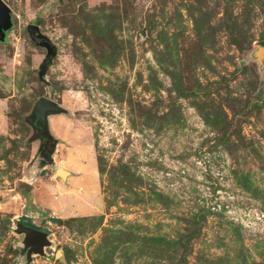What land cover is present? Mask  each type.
Wrapping results in <instances>:
<instances>
[{
  "label": "rangeland",
  "instance_id": "374dc122",
  "mask_svg": "<svg viewBox=\"0 0 264 264\" xmlns=\"http://www.w3.org/2000/svg\"><path fill=\"white\" fill-rule=\"evenodd\" d=\"M5 1L0 264H28L23 216L52 241L30 264H264V0ZM51 93L44 162L26 117Z\"/></svg>",
  "mask_w": 264,
  "mask_h": 264
},
{
  "label": "water",
  "instance_id": "95a60500",
  "mask_svg": "<svg viewBox=\"0 0 264 264\" xmlns=\"http://www.w3.org/2000/svg\"><path fill=\"white\" fill-rule=\"evenodd\" d=\"M13 26V11L5 0H0V42H6L8 34L12 30ZM27 28L29 30L31 39L35 43L42 45L48 50L46 58L39 71L40 78L42 80H46L48 62L53 61L57 54L55 44L52 42L49 36L45 35L41 31L38 24L30 23L28 24ZM252 54L254 60L259 63L261 68H264V46H257ZM53 96L54 94L51 93L50 97H41L36 102L32 113L26 117V120L30 123H35V121L38 119L39 123H47L49 122L50 116L66 113V109L55 99H53ZM70 175L71 172L63 166L59 167L56 172V176H59L64 180H67ZM21 186L26 192H30L33 189V185L29 182L23 181ZM14 230L19 234H24V248L22 249V253L25 252V248H27V246L30 247L27 253L28 264H30L33 260L34 254L46 255L45 247L52 245V241L49 238V233L47 231L35 228L22 222H18ZM61 254L62 251L59 250L57 255L59 256Z\"/></svg>",
  "mask_w": 264,
  "mask_h": 264
},
{
  "label": "flooded vegetation",
  "instance_id": "af4514ba",
  "mask_svg": "<svg viewBox=\"0 0 264 264\" xmlns=\"http://www.w3.org/2000/svg\"><path fill=\"white\" fill-rule=\"evenodd\" d=\"M47 53L48 50L46 49ZM33 129V138L39 141V150H38V157L42 161H52L53 159V151L56 147L57 139L53 136L51 133L49 122L43 123L38 121V119L35 121V123H30ZM25 224V223H24ZM40 229V228H38ZM42 230V229H41ZM29 246L25 248V254L28 253Z\"/></svg>",
  "mask_w": 264,
  "mask_h": 264
},
{
  "label": "trees",
  "instance_id": "16d2710c",
  "mask_svg": "<svg viewBox=\"0 0 264 264\" xmlns=\"http://www.w3.org/2000/svg\"><path fill=\"white\" fill-rule=\"evenodd\" d=\"M25 219H26V216H23L21 222H23V223H25L27 225L33 226L35 228H40V227L36 226L34 223H32L31 220L26 221ZM52 219L55 220V221H61L60 218H52ZM192 235H194V234H192ZM192 235H190L189 239L192 237ZM186 240H188V239H186ZM183 243L186 245L188 243V241H183Z\"/></svg>",
  "mask_w": 264,
  "mask_h": 264
}]
</instances>
